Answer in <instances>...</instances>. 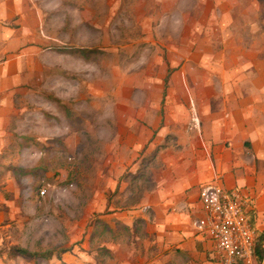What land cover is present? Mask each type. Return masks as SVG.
<instances>
[{
    "label": "rangeland",
    "instance_id": "rangeland-1",
    "mask_svg": "<svg viewBox=\"0 0 264 264\" xmlns=\"http://www.w3.org/2000/svg\"><path fill=\"white\" fill-rule=\"evenodd\" d=\"M28 2L37 20L13 23L18 35L0 37V180L35 201L16 223L29 242L9 245L4 261L113 264V213L136 214L155 155L184 147L187 119L198 128L194 104L188 118L174 85L186 82L190 65L194 81H221L219 67L204 77L193 65L233 40L264 64V0ZM141 227L128 229L137 258Z\"/></svg>",
    "mask_w": 264,
    "mask_h": 264
},
{
    "label": "crops",
    "instance_id": "crops-1",
    "mask_svg": "<svg viewBox=\"0 0 264 264\" xmlns=\"http://www.w3.org/2000/svg\"><path fill=\"white\" fill-rule=\"evenodd\" d=\"M28 4V0H0V37L18 35L13 23L37 20V5ZM191 39L194 41L195 36ZM231 45L232 49L227 45L218 55L205 52L193 65L194 69L204 68V77L208 76L209 67H219L221 73L217 75L221 81H194L190 65L186 82L174 85L173 90L182 96L177 106L187 109L188 118L194 104L198 128L191 127L192 122L187 119L180 129L187 134L181 139L184 147L171 154L155 155L150 164L154 179L136 214L126 209L113 213L115 223L108 227L107 242L114 256L111 263L217 264L215 242L194 225L197 218L205 215L200 190L207 182L216 181L247 192L255 226L264 230V84L258 81L264 64L252 58L251 46L236 40ZM215 59L219 60L218 65ZM34 201L35 197L21 192L14 180H0V264H5L9 245L27 242V237L20 241L26 232H19L21 228L16 223L26 216L27 206ZM117 222L127 227L121 229ZM140 222L145 246L137 258L128 229ZM111 234L119 237L111 238ZM122 252L133 256L136 262L121 258Z\"/></svg>",
    "mask_w": 264,
    "mask_h": 264
},
{
    "label": "built area",
    "instance_id": "built-area-1",
    "mask_svg": "<svg viewBox=\"0 0 264 264\" xmlns=\"http://www.w3.org/2000/svg\"><path fill=\"white\" fill-rule=\"evenodd\" d=\"M39 193L45 197L47 186H42ZM200 199L205 215L197 218L194 225L215 242L217 264H264V238L259 257L258 229L248 215L251 196L240 188L212 181L201 186Z\"/></svg>",
    "mask_w": 264,
    "mask_h": 264
},
{
    "label": "trees",
    "instance_id": "trees-1",
    "mask_svg": "<svg viewBox=\"0 0 264 264\" xmlns=\"http://www.w3.org/2000/svg\"><path fill=\"white\" fill-rule=\"evenodd\" d=\"M248 215H249V217H250V220H251V222H252L253 227L256 228V226H255V222H254V217H253V215H252V211H249V212H248ZM263 238H264V230H263V231H259V230H258V242H257V248H256V251H257V254H258L259 257L262 256V255H261V253H262V247H261V244H262Z\"/></svg>",
    "mask_w": 264,
    "mask_h": 264
}]
</instances>
